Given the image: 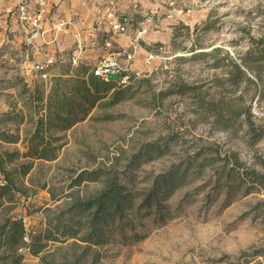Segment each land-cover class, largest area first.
Returning a JSON list of instances; mask_svg holds the SVG:
<instances>
[{
  "label": "rangeland",
  "instance_id": "1",
  "mask_svg": "<svg viewBox=\"0 0 264 264\" xmlns=\"http://www.w3.org/2000/svg\"><path fill=\"white\" fill-rule=\"evenodd\" d=\"M198 1L206 16L178 24L141 76L117 83L115 102L111 93L83 98L93 67L66 65L43 79L0 54V223L24 220V264H264V186L252 171L264 173V133L255 136L246 118L264 129V0ZM198 151L209 163L202 174L151 214L108 224L100 243L78 239L85 229L61 241L40 234L51 221L49 235H62L54 230L62 213L79 229L68 220L74 197L97 193L107 177L143 193ZM230 152L240 164L229 159L225 180ZM100 168L108 174L78 183ZM218 177L233 187L230 199Z\"/></svg>",
  "mask_w": 264,
  "mask_h": 264
},
{
  "label": "crops",
  "instance_id": "2",
  "mask_svg": "<svg viewBox=\"0 0 264 264\" xmlns=\"http://www.w3.org/2000/svg\"><path fill=\"white\" fill-rule=\"evenodd\" d=\"M106 1L51 0L39 26L40 34L29 39L31 25L23 27L9 12L15 6L12 0H0V54L21 74L30 73L35 63L48 57L55 60L51 68L54 73L66 65L93 67L106 57L125 60L120 51L146 25L147 32L133 61L134 68H142L148 52L166 43L178 24L195 22L207 13L198 8V0H116L118 13L130 17L128 30L118 33L109 24ZM171 1L175 2L173 6L169 4ZM184 5L190 6L191 11L178 13ZM2 85L13 86L6 78Z\"/></svg>",
  "mask_w": 264,
  "mask_h": 264
},
{
  "label": "trees",
  "instance_id": "3",
  "mask_svg": "<svg viewBox=\"0 0 264 264\" xmlns=\"http://www.w3.org/2000/svg\"><path fill=\"white\" fill-rule=\"evenodd\" d=\"M234 67L238 72L241 74L243 73V70L238 63H234ZM84 81L86 84L84 87L85 92L83 98L92 104L95 100L92 99L91 96L100 92L104 95L111 93L112 98H114V102L121 96L122 91L115 80L106 81L99 76L90 73V78ZM251 115L252 114L249 112L246 118L251 123L254 135L261 137L264 133V129L257 130L255 128L254 122H251ZM160 150L161 149L158 148V151ZM215 153L216 158L213 157L212 160L218 159L221 154L220 150L217 148L215 149ZM201 156L202 152L198 151L193 154H189L182 163H175L171 165L168 170L156 176L153 182L143 193L127 190L124 185L120 183L111 184L109 182L110 177H107V179L104 180V187L97 193L83 198L74 197V201L69 208V211H72L73 213L68 220L73 225H78L80 227L79 229H74L73 226L69 227V225L65 222V218L62 213L57 215L54 228L56 233L62 230V235H59L60 237L58 235H49V230L52 225L51 221L49 224L50 226H46V228L42 229L40 234L46 230L48 233L46 238L53 241H61L62 237H65L64 240L77 238L79 230L85 229L86 235L80 236L78 239L83 240L87 243V245L90 243H100V240H102L104 236V229L108 224L118 223L121 226L131 224V221H126L128 220L127 216L131 214H133L131 215L132 217L137 216L138 211L142 208L148 209L146 215L151 214L153 209L162 206L165 201L169 200L177 192V190L182 189L186 184L192 181V178H194V171L197 172V175L202 174L209 163H206L204 158L201 162H198L201 159ZM39 157L44 156L40 155ZM224 158L226 161L222 164V170L224 173L228 174L226 175V180L232 175L234 166L237 163L240 164V157L236 152H230V154H227ZM260 158L264 161L263 157ZM229 159L232 160V163H235L234 166H230L228 164ZM226 170H228V172H225ZM252 171L256 176L254 181L257 182V188L264 186V173H260L255 169ZM100 174L107 175L108 171L102 168H100L97 172L85 170L82 172L77 181L80 183L82 180L86 179L97 180L98 175ZM217 180L220 187L223 188L225 185L228 186V191H226V193L228 199H230L233 193V187L227 185V181L222 180V177H218ZM0 187L5 188L6 184L0 185ZM138 200H140V203H138ZM12 218L13 217H9L5 222L0 223V249L4 248V254L1 257L4 261L2 264H24L26 254L20 253L19 249L26 246L31 247L24 238L28 231L22 218ZM37 244L39 245V248L43 247V245L35 241L34 245Z\"/></svg>",
  "mask_w": 264,
  "mask_h": 264
},
{
  "label": "built area",
  "instance_id": "4",
  "mask_svg": "<svg viewBox=\"0 0 264 264\" xmlns=\"http://www.w3.org/2000/svg\"><path fill=\"white\" fill-rule=\"evenodd\" d=\"M14 7L9 9L10 13H13L15 17L18 18L19 23L23 27H27L28 24L31 25L33 31L30 34L29 39H33L40 34L39 26L42 18L45 17L47 13L51 0H12ZM98 2L99 0H93ZM171 6L175 4L174 1L169 2ZM106 14L109 19V24L111 28L118 33H125L128 30V25L130 23V17L120 15L117 10L116 0H107L104 4ZM191 7L186 8L181 7L177 10L178 13L190 12ZM147 32L146 25L136 33V35L131 39L128 46L124 47L120 51V56L125 60H121L118 57H106L99 60L92 68V73L100 78L109 81L112 74H119L118 79H114L118 84L127 83L130 79L141 76L144 67H150L158 56V52L163 50L164 47L160 46L156 51L148 52L144 67L134 68L133 61L136 56V51L140 45V40L143 35ZM76 62V57L73 60ZM55 60L53 57H48L44 61L35 63L33 69L35 73L43 79H47L50 75L51 67L54 65ZM3 180L0 179V184L3 185ZM27 240V236L24 237Z\"/></svg>",
  "mask_w": 264,
  "mask_h": 264
},
{
  "label": "water",
  "instance_id": "5",
  "mask_svg": "<svg viewBox=\"0 0 264 264\" xmlns=\"http://www.w3.org/2000/svg\"><path fill=\"white\" fill-rule=\"evenodd\" d=\"M118 77H119V74H117V73L111 75L112 80L118 79Z\"/></svg>",
  "mask_w": 264,
  "mask_h": 264
}]
</instances>
